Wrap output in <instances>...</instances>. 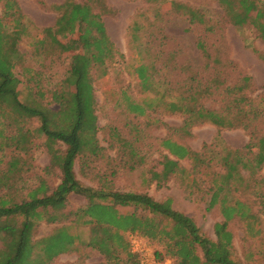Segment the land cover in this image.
<instances>
[{"label": "rangeland", "instance_id": "obj_1", "mask_svg": "<svg viewBox=\"0 0 264 264\" xmlns=\"http://www.w3.org/2000/svg\"><path fill=\"white\" fill-rule=\"evenodd\" d=\"M16 1L28 20V36L18 45L21 57L14 70L20 82V99L26 102L28 95L32 96L29 101L33 99L32 94L37 89L44 92L55 88L69 66L75 64L74 59L92 55L98 48L89 41L94 32L90 25L92 17L74 21L71 30L55 28L60 16L57 7L65 0ZM75 1L86 3L89 0ZM172 1L201 11L202 23H191L185 8L176 10L169 5ZM259 1L264 5V0ZM2 6L0 3V16ZM97 7L94 13L101 15L108 39L101 49H114L121 57L115 56V63L107 68L105 75L93 73L97 144L94 155L87 154L75 161L76 179L94 190L147 194L160 202L171 199L175 210L193 219L205 236L215 240L213 226L222 221V216L219 205L208 208L212 173H223L220 159L226 149L241 150L248 144L250 133L264 135V112L247 121L233 114L231 121L238 125L247 123V129L243 126L218 129L210 123L199 122L196 116L189 118L181 113H170L165 105L182 100L197 109L221 113L233 102L228 90L243 84L244 78L250 79L247 96L257 99L253 105H263L260 98H264V42L250 26L238 28L228 24L217 0H102V7ZM45 28H55L58 35L61 34L60 38L69 48L66 58L59 53L38 54L29 44ZM140 65L150 77L148 90L140 87L135 69ZM112 89L118 94L125 91L140 104L147 96L149 104L145 115L136 116L125 104L115 103L117 94H113ZM38 127L36 121H30L27 126L33 134L28 153L5 148L0 138L1 169L14 154L20 157L23 173L17 177V186L21 189L18 197L26 195L39 179H44L51 187L60 182L57 166L66 146L58 140H46ZM12 132L13 129L6 128V134ZM164 138L204 154L209 168L193 169L190 160L174 158L161 147ZM251 166L253 164L241 167L244 181L240 191L258 217L259 226L249 234L245 225L236 219L229 224V230L233 235V251L244 264H264V256L259 254L264 248V164L253 176L249 175ZM4 193L5 189L0 190V195ZM7 193L10 194V190ZM87 204L84 197L70 195L64 211L68 216L66 222L39 224L35 240L62 225L77 226L73 230L81 235V245L50 264H130L124 253H116L114 260H107L98 251L83 246L88 240V228L75 225L73 221L76 212ZM125 210L139 215L143 212L133 208ZM148 246L154 254L162 252L158 243L149 242ZM158 263L169 264L168 261Z\"/></svg>", "mask_w": 264, "mask_h": 264}, {"label": "trees", "instance_id": "obj_2", "mask_svg": "<svg viewBox=\"0 0 264 264\" xmlns=\"http://www.w3.org/2000/svg\"><path fill=\"white\" fill-rule=\"evenodd\" d=\"M217 2L223 9L228 24L238 28L250 26L256 37L264 42V5L259 0ZM0 3L3 4L0 16V138L3 139L4 147L13 148L15 153H28L33 139V134L27 128L30 121L39 123L38 130L46 140H58L66 146L57 166L60 182L56 187L39 179L37 185L29 187L26 195L18 197L21 189L17 186V177L23 173L20 157L14 154L6 161L5 167L0 168V190H6V193L0 195V264H50L58 256L74 251L81 245L80 233L73 230L77 226L72 225L58 226L47 236L34 239L41 222L50 225L66 222L68 216L64 211L70 195L82 196L88 203L76 212L73 221L75 225L88 228V240L83 246L98 251L107 260H114L116 253L121 252L126 254L130 264H139L138 259L130 252L127 240L128 233H136L147 244H159L162 252L154 254L158 262L244 264L233 251V235L229 224L237 219L245 225L249 234L255 230V226H259L258 217L241 197L243 194L240 188L244 181L241 167L253 164L249 173L253 176L263 166L264 135L250 133L249 142L244 148L226 149L220 159L223 173H212V193L208 208L219 205L222 216V221L213 226L215 240L205 236L193 219L175 210L171 199L160 202L147 194L85 187L76 179L74 165L78 158L83 159L87 154L94 155L96 149L98 116L94 95L96 79L93 73L103 72L105 75L107 68L115 63V56L121 57L114 49H101L108 39L101 15L94 12L97 6L102 7V0H89L86 3L65 0L57 7L60 16L55 22V28L58 31L71 30L74 21L93 18L90 25L94 27V32L89 41L96 44L98 52L74 59L75 64L69 66L59 85L44 92L37 89L32 94L33 99L29 101L32 96L28 95L26 102L20 99V82L14 70L21 57L18 45L22 38L28 36V20L16 0H0ZM169 5L176 10L185 8L191 23H202L201 11L184 7L175 1ZM55 28H45L29 44L38 54L59 53L66 58L69 48ZM135 69L140 87L148 90L150 77L146 74L145 67L140 65ZM249 81V78H244L243 84L228 90L233 102L221 113L197 109L189 103H182V100L167 103L165 109L189 118L196 116L199 122L210 123L218 129L239 126L247 129V123L238 125L231 119L234 114L243 116L247 121L264 112V104L254 106L257 99L247 96ZM111 91L117 94L115 103L125 104L128 111L136 116L145 115L146 105L149 104L147 96L140 104L132 100L125 91H120L119 94L114 89ZM45 98L48 99L46 102ZM260 99V102L264 101L263 97ZM149 107L151 106L147 108ZM6 128L13 129L14 132L6 134ZM116 137L121 139L118 134ZM160 145L174 158L190 160L193 169H208L210 166L204 160V154L169 138L162 139ZM9 190L10 194L7 193ZM237 192L242 195H232ZM127 208L143 212L139 215L135 211H126ZM259 254L264 256V248Z\"/></svg>", "mask_w": 264, "mask_h": 264}, {"label": "built area", "instance_id": "obj_3", "mask_svg": "<svg viewBox=\"0 0 264 264\" xmlns=\"http://www.w3.org/2000/svg\"><path fill=\"white\" fill-rule=\"evenodd\" d=\"M127 240L130 252L138 259L139 264H160L147 242L136 233H128Z\"/></svg>", "mask_w": 264, "mask_h": 264}]
</instances>
